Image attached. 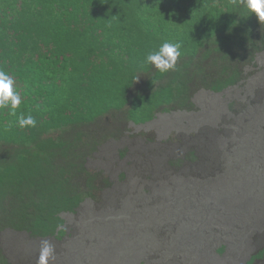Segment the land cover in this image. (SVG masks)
<instances>
[{
	"label": "trees",
	"instance_id": "1",
	"mask_svg": "<svg viewBox=\"0 0 264 264\" xmlns=\"http://www.w3.org/2000/svg\"><path fill=\"white\" fill-rule=\"evenodd\" d=\"M165 41L182 44L175 71L145 68L144 57ZM261 53L264 25L240 0H0V70L14 78L22 96L17 116L30 112L37 120L36 128L21 130L17 117L0 111V264H13L6 247L18 253L9 234L62 238L65 214L97 202L107 189L115 198L116 179L129 176L124 169L117 174V156L129 149L118 148L107 161L114 171L91 168L102 142L129 140L146 149L153 133L132 135L129 123L194 111L197 90L222 93L242 84ZM231 106L230 119L213 138L202 131L203 139L189 145L193 137H184L187 150L177 139L167 143L177 150L164 151L163 167L143 176L147 189L159 176V200L170 187L184 208L204 205L207 194L199 193L203 180L208 187L213 182L209 171L223 166L226 172L236 163L230 155L238 154V139L225 150L226 136L246 134L255 120L249 104ZM213 149L220 161L207 164V175L182 171ZM171 174L182 177L167 179ZM102 200L99 209L109 202ZM225 249L221 244L216 251ZM255 250L247 264L264 259V247ZM35 256L22 264H36Z\"/></svg>",
	"mask_w": 264,
	"mask_h": 264
},
{
	"label": "rangeland",
	"instance_id": "2",
	"mask_svg": "<svg viewBox=\"0 0 264 264\" xmlns=\"http://www.w3.org/2000/svg\"><path fill=\"white\" fill-rule=\"evenodd\" d=\"M245 76L242 84L222 93L197 90L194 96L196 109L188 114L174 113L172 117H161L144 125H128L132 135L145 131L148 136L153 133L149 136V147L144 150H137L129 140L102 142L90 158L93 162L90 167L114 171V166L107 161L114 158L118 148H127L129 152L123 158L119 154L117 156L120 161L117 174L122 169L129 172L133 184L127 187L126 179H116L119 193L115 198L113 189H107L97 202L88 201L77 213L64 215L65 235L60 239H64L63 242L48 240L55 246L54 264H242L243 259L246 262L255 253V248L264 247V183H256L257 187L250 188L256 190L254 194H235L231 191L234 182L240 178L252 176L251 173L264 176V170L258 168V162L254 161L257 155L264 153V53L257 57L254 67H246ZM233 102L249 104L255 120L246 134L240 136L239 131H234L237 132L234 136H226L225 150L233 143L237 144L238 139L235 149L238 154L230 155L233 163H237L228 166L229 174L223 172V166L221 172L209 171L214 177L213 182L208 187L209 181L203 180L204 188L199 193L207 194L204 205L199 210L184 208V204L177 199L180 194L172 192L170 187L165 189L166 194L159 200L158 192L163 189L159 176L153 177L156 189L149 193L144 178L134 168L136 163L159 170L158 167L164 165V151L171 154L177 150L168 142L177 139L175 143L187 150L186 145H181L184 137H193L189 145L203 139L198 135L202 131L213 138L218 128L230 119ZM214 153L213 149L211 155L196 161V167L190 166L182 171L198 176L207 175L204 171L208 168L207 164L212 160L220 161ZM220 168L215 166V169ZM174 177L180 178L182 175H167V179ZM231 195L237 200L238 212L237 205H230L231 212H225L219 199L211 204L210 197L218 196L223 202ZM167 197L169 204L165 199ZM102 199H109V202L106 208L99 209L97 204L102 203ZM251 200L254 201L249 203ZM6 239L15 241L17 254L6 247L13 264H22L34 253L37 259L41 241L31 240L27 235L19 237L11 234ZM21 240L29 247L24 248L19 243ZM221 244H225L226 249L219 255L216 250ZM179 245L183 252L179 251ZM234 256L236 262H233Z\"/></svg>",
	"mask_w": 264,
	"mask_h": 264
},
{
	"label": "clouds",
	"instance_id": "3",
	"mask_svg": "<svg viewBox=\"0 0 264 264\" xmlns=\"http://www.w3.org/2000/svg\"><path fill=\"white\" fill-rule=\"evenodd\" d=\"M240 2L244 5V7L247 9V11L249 13L255 15L259 24L264 25V0H240ZM110 26L111 25L109 24V27ZM181 48H182V44L180 42L165 41L159 46L158 50L149 51L147 53V55L144 57V59L142 61L143 66L145 68H149V67L155 68V70L160 74H165V73H168L169 71H175L177 60L181 56V51H180ZM261 54H263V53H261ZM14 85H15L14 78L9 73H7L6 71L0 70V111L6 110L8 115L13 116V117H17L16 126H18L21 130L26 129V128H29V129L30 128H36L37 127V120L30 112L27 115H24L23 113H21L19 116H17V110L20 108L21 103H22V96H21L19 90H17L14 87ZM148 123H150V122H148ZM104 124L106 125V127L108 126V128H110V126L107 125L105 122H104ZM130 125H144V124H134L133 122H131V123H129V126ZM101 153H103V152H101ZM254 161L258 162V168L264 170V153L257 155L255 157ZM247 166H248V161H247ZM243 167H244V165H243ZM135 169H137V168H135ZM109 170H112V169H109ZM137 170L139 171V174L142 177L145 175L146 171H147V174L150 172L157 171L156 169H152V168H148V167H144V166L137 169ZM251 174H253V175L247 176L246 178H243V179L240 178V180L238 179L237 181H235L231 191H233L235 194H237L239 192H251L252 194H254L253 192H256V190H251L250 188L252 186L257 187L256 183H259V182L264 183V176L263 175L257 176L254 173H251ZM126 181H127V187L133 184V182L131 180V174L130 173H129V176L127 177ZM248 184H249V186H248ZM155 189H156V187L148 189L149 193H153V191L155 192ZM210 198H212L211 204L216 199H219L221 201L220 202L221 205L225 207V212L226 211L229 213L231 212V209L229 208L230 205L231 206L237 205V200H236L234 195H231V197H229L228 199H225L223 202H222L221 198H219L218 196L210 197ZM258 199H256L257 202H258ZM252 201H254V200L249 201V203H251ZM238 210H239V206H238L237 212H238ZM237 212H236V215H237ZM185 215H186V213H185ZM236 215H235V217H236ZM227 217L229 220L230 219L229 214L227 215ZM58 227H64V226L60 225ZM64 230H65V228H64ZM62 238H64V236ZM52 239H54L55 241H58V242H63V240H64V239L60 240L61 238H55V237L40 239L41 244L39 247V255L36 259V264H50V262H53V264H54V261L56 260L55 246L48 241V240H52ZM58 248H60V247L58 246ZM178 248H179V251L183 252V249L180 245L178 246ZM227 250H228V248H227ZM256 251L257 250H255L254 252L256 253ZM216 253H217V251H216ZM235 256L232 257L234 259L233 262L237 261L235 259ZM218 258L221 259L222 257H218ZM250 259H251V256L246 262L243 259V261L241 263L247 264V262ZM261 260H263V259H261ZM257 263L263 264L264 260L263 261H257L254 264H257Z\"/></svg>",
	"mask_w": 264,
	"mask_h": 264
}]
</instances>
